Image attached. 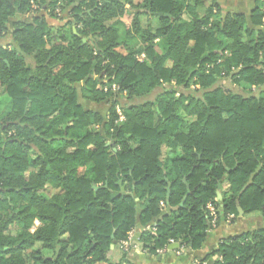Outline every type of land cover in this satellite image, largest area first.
Listing matches in <instances>:
<instances>
[{"label":"trees","instance_id":"trees-1","mask_svg":"<svg viewBox=\"0 0 264 264\" xmlns=\"http://www.w3.org/2000/svg\"><path fill=\"white\" fill-rule=\"evenodd\" d=\"M66 11L62 26L46 22ZM11 19L12 43L0 45L9 99L0 113V264L107 262L111 245L155 220V232L140 235L144 252L171 242L198 250L214 220L208 204H222L225 217L237 205L264 216V95L216 86L229 74L264 84V0L248 17L218 0H0V37ZM167 85L119 120L117 97ZM191 86L200 96L177 94ZM211 255L213 264H264V228L222 239Z\"/></svg>","mask_w":264,"mask_h":264},{"label":"crops","instance_id":"crops-1","mask_svg":"<svg viewBox=\"0 0 264 264\" xmlns=\"http://www.w3.org/2000/svg\"><path fill=\"white\" fill-rule=\"evenodd\" d=\"M255 1L256 0H218L219 5L224 11L242 13L247 17L253 10ZM29 16L30 15H25L18 18H24L26 20ZM49 20H51V23ZM68 20L67 12L62 14L61 22L51 18L49 19V17L46 18L48 25L54 28L62 26ZM8 100L9 99L7 98V102ZM123 119L124 117L122 115L120 121ZM226 191L227 183L223 182L220 191H218L221 198V201H218L217 199L219 203H222ZM238 206L239 205H237V211ZM221 207L222 204H220L219 209L214 208V221L212 220L209 224L206 242L198 250H192L189 248L179 249V246L169 247L170 244L166 250L159 252L158 255H149L144 252L140 242V235L143 232H151L156 223L155 220L145 226H141L138 223L135 225L134 229L131 231L130 238L127 239V242L131 245L130 252L125 254L122 244L119 242L108 252L107 262L96 264H213L216 257L211 254L216 250L218 243L222 239L264 228V216L259 212L245 214L239 206L242 213H239L238 211L237 216L231 214L225 217L221 211ZM35 225L37 226L38 223L35 222Z\"/></svg>","mask_w":264,"mask_h":264},{"label":"rangeland","instance_id":"rangeland-1","mask_svg":"<svg viewBox=\"0 0 264 264\" xmlns=\"http://www.w3.org/2000/svg\"><path fill=\"white\" fill-rule=\"evenodd\" d=\"M67 12V11H66ZM65 13V12H64ZM44 13H38L37 15H41ZM31 15L26 18V20L24 18H22L23 21H31ZM45 17L47 18V16L45 15ZM18 19V18H15ZM50 19V18H49ZM51 23V20H49ZM124 22L128 25L130 20L128 17L124 18ZM11 23H12V19L8 21L7 27H8V32L3 35L2 37H0V45L3 46H7V45H11L10 43H12V39H11V35H10V31L11 30ZM133 45H135V42H132ZM138 59H143L144 56L143 55H139L137 56ZM27 62L28 63H32V60L30 58H27ZM237 77L234 75H224L222 77H220L217 80L216 86H222L225 89L230 90L232 93L234 94H239L243 97H249V96H254V97H260L262 95H264V84L258 87H251L248 86L244 83H239L237 84L235 82V79ZM171 85H167L164 88H157L155 89L151 94H149L146 97L143 98H127L125 95H121L119 97H117L116 101L118 103V107L122 113V108L126 107V106H130V105H136V104H141V103H145L148 101H154L156 96L158 94H161L162 91H164V89L170 88ZM1 88H0V113L4 112L7 109V96L1 94ZM202 93V90H197L196 88H194L193 86H191L189 89H177V94H183L185 96L188 95H196V96H200V94ZM80 103L81 105L86 108V109H92L94 111L99 112L101 115H104L107 112L108 106L107 105H96V104H92L90 102L84 101L82 99H80Z\"/></svg>","mask_w":264,"mask_h":264},{"label":"built area","instance_id":"built-area-1","mask_svg":"<svg viewBox=\"0 0 264 264\" xmlns=\"http://www.w3.org/2000/svg\"><path fill=\"white\" fill-rule=\"evenodd\" d=\"M113 89H116V88H113ZM116 112L119 115V120L122 119V113H121L119 107L116 109ZM207 209H208V212H209L210 216L212 218H214L215 217V209L212 206V204H208L207 205ZM152 232H155V229L154 228L152 229ZM130 234H129V237L128 238H130ZM173 243L174 242H171L170 244H173ZM121 244H122V248H123L125 254L128 253V252H130L131 245L127 242V240L126 241H122ZM180 249H182V248H180Z\"/></svg>","mask_w":264,"mask_h":264},{"label":"water","instance_id":"water-1","mask_svg":"<svg viewBox=\"0 0 264 264\" xmlns=\"http://www.w3.org/2000/svg\"><path fill=\"white\" fill-rule=\"evenodd\" d=\"M83 41H85V40H83ZM183 182L185 183V180H183ZM186 188H187L186 194H185V196L183 197V200L181 201L180 205L183 204V201L186 199V196L189 194V187H188L187 184H186ZM169 189H170V187L168 186V188H167V197L169 196ZM116 195H117V193H114V195H112V197H114V196H116ZM216 195H217V199H218V201H221L220 193L217 192ZM238 211H239V213H242V212L240 211L239 206H238ZM112 237H113V236H112ZM113 246H114V245H111L110 249H112ZM172 246H174V247H178L179 245H178V244H171L169 247H172Z\"/></svg>","mask_w":264,"mask_h":264}]
</instances>
